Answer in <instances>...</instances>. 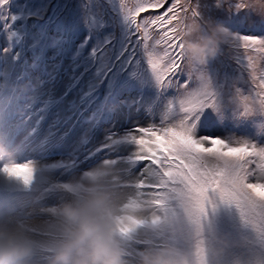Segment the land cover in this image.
I'll return each mask as SVG.
<instances>
[{"label": "rangeland", "instance_id": "rangeland-1", "mask_svg": "<svg viewBox=\"0 0 264 264\" xmlns=\"http://www.w3.org/2000/svg\"><path fill=\"white\" fill-rule=\"evenodd\" d=\"M41 1L0 0V112L4 103L13 104L10 100L21 103L18 105L20 110L17 109L16 104L12 108L8 106L9 111L6 113H11L14 116L10 118L11 114H7V117L0 118V155L7 162L31 163L34 168V177L29 187L35 188L42 196L47 197L46 200L51 205L46 216L49 217L51 209L66 196L65 190L52 187L55 181L61 179L58 173L64 169L69 177L74 179L72 182L63 179L65 185H69L79 179L84 172L106 162L119 176L121 187L131 193L123 186L135 183L136 177L140 175L138 169L141 168V162L134 159L136 153L141 149L134 143L132 137L136 135L139 139L143 136L148 141L150 133L136 131V129L145 128L143 125H139L146 121L142 115L130 118L129 125L136 122V126L134 128L126 126L122 133L121 128L118 132V129L114 127V121H121L116 118L119 115L118 112L110 120L106 117L109 114L102 116L104 120L99 121L96 127L93 123H87L85 120L84 122L75 121L78 114L77 110L75 111L76 105L71 100L78 94V92L74 93L77 82L86 84L89 93L92 92L86 97L90 96L89 98L92 99L94 95L98 94V97L104 98V106L107 111H114L116 97L125 92L124 88L121 92L119 91L118 83L128 87L130 82L127 81L131 78L124 75L121 66L116 64L117 61L109 63L106 60L118 44H109L108 48L111 49L104 51V60L107 63H102L103 54L100 55L99 62L93 59L98 55L97 51L102 49V47H98L97 41L102 44L104 39L111 37L101 39L99 31L92 30L95 22L93 21L94 17L89 13L90 10L87 14L81 12L83 19H79L82 21V23H78L80 26L77 27L79 28L74 27L71 22L68 24L66 22L61 27L64 14L57 11L60 1ZM78 1L87 4L84 2L87 0ZM125 1H127L125 3H129V0ZM183 1L185 0H181V3ZM196 1L209 6L205 11H202L206 21L211 19L215 23L219 22L225 27H230L228 21L232 20L238 24L237 28H232L233 32L260 37L264 35V11L237 8V3H240L241 0ZM35 2L37 3L33 7ZM244 2L247 3L249 0H244ZM251 2L253 3V0ZM261 2L262 0H255L257 4ZM133 3L131 2L130 8L135 5ZM215 4H218L220 8H217ZM126 7L125 13H122L120 9L118 13L114 7L115 10L110 14L115 15L116 11L118 19L125 20L129 10L128 6ZM81 9L83 8L80 6L79 10ZM142 15H147V13ZM91 22L94 23L91 24ZM18 28L26 34L16 33ZM28 32L30 34H27ZM25 35L26 38H24ZM27 35L30 37L29 40H27ZM74 36L76 40L73 39ZM135 38H138L140 43L142 42L141 37ZM151 40L150 38L149 44ZM30 44L34 46L31 47ZM221 46L224 56L220 54L218 55L219 61L217 58L209 61L206 65L207 73H205V75L208 74V92L215 100L214 105L208 108L207 115L209 117L212 115L210 117L212 123L207 126L212 125L210 128H215H205L202 134L224 140L250 142L263 147L264 144L258 142L263 137L261 134H264V110L253 111V107L259 108L260 101L264 98V86H261V81L264 79V51H245L243 48L237 50L235 46L226 43ZM27 53L30 55L28 56ZM238 58L243 61L242 64L237 63ZM256 62L258 67H255ZM156 64L159 68L160 65ZM146 68L147 72L140 73V77L142 76L140 78L141 86L145 91L136 90L133 94L136 99L143 92L148 103L147 106H142L147 110L141 113L149 114L152 118H154V113H157L158 117L165 118L173 116L175 112L179 113L181 101L185 100V96L180 94L183 93V87L179 92H175L170 86L161 85L151 72V66ZM81 73L85 74L81 75ZM195 74L198 75L194 77ZM73 75L77 77L73 82H70ZM80 75L84 79L81 82L78 80ZM199 76L200 73L192 71L191 79H189L191 81L190 88L199 81ZM234 77L237 79L245 77L256 81V84L253 85L254 89L251 92L249 90L250 95H245L248 89L243 88L242 84H233L236 91H243L247 105L252 106L250 117L244 116L245 111L238 108L237 103L231 104L234 101L233 98L230 101L229 115L223 116L224 110L213 114L214 107L222 98L221 88L224 81L232 82L231 79ZM100 80H104L103 85L107 84L112 87L111 90L106 91V94L101 91ZM181 83L183 84V80ZM115 84L117 85L113 87ZM91 85L96 87V91H91ZM200 87L201 84L191 92L199 90ZM255 98L259 102L256 103ZM175 106L179 107L178 110L174 108ZM185 106L188 105L185 104ZM77 107L80 108L81 105L78 104ZM164 112L171 116H164ZM236 112H241V115L237 116ZM243 117L245 118L243 119ZM71 121L75 122L72 123L69 130ZM239 122L242 124L238 126L239 129L221 128L223 125L235 127ZM93 127L94 133L86 136V132L92 131ZM152 127L156 126L151 125ZM113 128L118 133L114 134ZM131 128L133 131H130ZM56 130L63 132L58 135ZM64 131L67 133L65 134ZM107 137H110L107 140L108 143H98L97 138L101 140L107 139ZM122 140L124 141L117 146L118 142ZM20 147L26 149L23 158H18ZM40 153L45 154L46 157L40 158ZM59 154L65 155V157L59 156ZM2 162L0 161V163ZM68 162L74 168L67 171L65 164ZM62 163L64 168L61 166ZM22 187L24 185L20 181L9 178L0 172V193L19 190ZM59 193L62 195L57 196ZM257 195L264 196V191L257 190ZM5 204L8 205L7 200L0 201V209L3 211L8 210ZM212 207H214L213 210ZM171 208L170 206L169 209ZM157 212H162V210H157ZM204 226L209 233H216L225 242L224 264H264V235L260 234L261 226L257 220L254 219L247 225L234 206L214 201L207 207ZM130 245L135 249L141 246V242L132 240ZM40 248L37 247L36 251H39ZM197 251L198 249L192 250L193 257ZM42 261V257L36 256L33 264H40Z\"/></svg>", "mask_w": 264, "mask_h": 264}, {"label": "clouds", "instance_id": "clouds-1", "mask_svg": "<svg viewBox=\"0 0 264 264\" xmlns=\"http://www.w3.org/2000/svg\"><path fill=\"white\" fill-rule=\"evenodd\" d=\"M253 4L264 11V0ZM181 40L188 66L202 65L217 57L228 41V30L219 22L204 30L191 21ZM0 161V168L15 166L27 181L21 182L27 190L10 213H0V264H33L36 256L43 258L40 264H224L225 242L209 233L204 220H198L187 205L158 209L137 203L106 162L69 185L64 180L74 179L65 169L58 173L61 179L52 187L65 190L66 196L46 217L51 208L47 197L29 188L34 177L31 163L27 162L29 171L4 161L2 155ZM65 166L67 171L74 168L69 162ZM132 240L141 246L133 249ZM193 249H198L195 257Z\"/></svg>", "mask_w": 264, "mask_h": 264}, {"label": "snow or ice", "instance_id": "snow-or-ice-1", "mask_svg": "<svg viewBox=\"0 0 264 264\" xmlns=\"http://www.w3.org/2000/svg\"><path fill=\"white\" fill-rule=\"evenodd\" d=\"M185 4L181 0H137L128 13L129 21L144 42L145 53L149 57L156 55L161 62L158 68L151 58L148 61L155 79L161 85L175 86L178 92L183 87L180 94L185 96V100L181 101L175 120L178 123L171 122L159 129H136L139 133H150L155 138L156 149L148 146L143 136L139 139L136 135L132 137L141 149L134 157L141 162L140 175L135 183L123 187L132 193L137 203H150L158 209L187 205L200 221L204 220L208 205L214 201L234 206L247 225L257 220L261 226L260 234L264 235V196L257 195V190L264 191V147L202 134L212 123L206 110L214 105L215 100L208 92L207 63L188 66L182 53L181 32L187 25L186 18L199 23L204 30L215 22L208 19L206 24H202L200 13L191 0H185ZM237 8L259 10L251 0L247 3L241 0ZM144 13L147 15H142ZM235 27H238L236 21L225 27L228 30L226 44L235 46L237 50L264 51V38L233 32ZM150 38L154 44L148 43ZM157 46H162V56L158 54ZM237 63L242 64L243 61L238 58ZM193 70L200 73L201 87L189 92L191 81L188 78ZM261 86H264V79ZM251 109L243 108L244 111ZM258 109L264 110V98ZM19 169L31 171V166L19 163ZM0 172L27 183L23 172L15 166L0 168ZM155 202L160 203L156 205Z\"/></svg>", "mask_w": 264, "mask_h": 264}, {"label": "trees", "instance_id": "trees-1", "mask_svg": "<svg viewBox=\"0 0 264 264\" xmlns=\"http://www.w3.org/2000/svg\"><path fill=\"white\" fill-rule=\"evenodd\" d=\"M41 1V0H39ZM47 1V0H44ZM53 2L54 0H50V2ZM60 4L58 5V9L57 11L63 13V18L61 21V27H63L64 23L67 22V24L69 22H71L73 24L74 27L80 26L78 23H82V21H80L79 19H83V16L81 15V12H87L89 11V13L91 14L92 17H94V22H95V26L92 28V30H97V32L99 33V38L104 39L105 37L110 36L111 38L109 39H104L100 44L97 41L98 47H102L101 50L97 51L98 55L96 57H94L93 59L96 62H99L100 60V55H102L101 58H103L102 63L105 62L107 63L106 60H108L109 63H115L117 61V65L121 66L122 70L124 71V75L128 76L131 78V80H128L127 82H130L129 86H125V85H120L118 83V89H120L119 91L121 92V90L124 88V95L123 97H119V99L115 100V104H114V111L113 115L109 114V116H106L107 118H109V120L112 117L116 116V113L118 112L119 115L116 117L118 120L121 119V121H114V127L118 129L121 128V133L122 131L125 129V127L127 126H131V127H135L136 126V122H133V125H129V122H131L130 118L132 117H139V115H142V118L145 119V123H142L139 125H143L145 128H151V125L156 126L157 129H159L160 126L165 125V124H169L171 122L173 123H178L177 121H175L178 117V112H175L173 116H171V114L164 112L163 115L164 116H171V117H158L157 113L153 114V117H150L149 114H142L141 112H145L147 109L145 107L142 106H147L148 103L146 102V99L143 95V92L136 98L133 96L134 92L136 90H143L145 91V89L141 86V82H140V78H142V76L140 77V73H142L143 71L147 72V66L150 67V64L148 63L149 59L151 58L152 61L155 63H158L160 65V60L157 59L156 55H152L151 57H149L148 53H145V45L144 42L140 43L138 41V38L136 39L135 37H140L136 30L134 29L132 23L129 21L128 17L125 20L122 19H118V15L117 12L115 11V15L110 14L111 11H114L115 8L117 9L118 13H119V9L121 10L122 13H125L126 11V6H128L129 10L126 13L128 15V13L130 12V10H132L133 8H130L132 5L131 2H134L133 4H136L137 0H129V3H125L127 1H123V0H90V1H84L87 2V4H82L83 2H80L78 0H59ZM43 2V1H41ZM37 2L34 3L33 7L36 5ZM183 4L185 3V1L182 2ZM191 3L193 5L194 8H196V10L200 13V22L202 24H206L207 21L205 18H203L202 15V11H205V9L209 8L208 5L204 4H200L198 1L196 0H191ZM214 5V4H213ZM216 5V4H215ZM80 6L83 8L81 10ZM217 8L219 7L218 4L216 5ZM115 7V8H114ZM185 7H187V4H185ZM212 7V6H211ZM202 8V10H201ZM124 10V11H123ZM190 13H189V17H190ZM202 15V16H201ZM89 17V15H87ZM205 22H204V20ZM89 21V19H86ZM232 21V20H231ZM231 21L229 20L228 23H230L229 25H231ZM94 22H91L94 23ZM189 22H191V19L186 18V23L188 24ZM76 24V25H75ZM126 24V25H125ZM181 27H183V25H181ZM79 28V27H77ZM237 28V27H235ZM61 30V28H60ZM18 34L22 35V34H26L21 32V30L18 28L17 32ZM32 33V32H31ZM38 35H40V33L36 32ZM27 34H30V32H28ZM86 37V35H85ZM26 38V35L25 37ZM159 37L157 36L156 39H158ZM30 37L27 35V40H29ZM74 40H76L75 36L73 37ZM155 41L151 40L150 44H154ZM117 45L118 46L114 49V51L110 54V56L104 60V56L105 53L104 51H108L111 48H108L110 45ZM96 45V44H95ZM31 47H33V44H30ZM222 47V46H221ZM157 50H158V54L160 56L163 55V51H162V46H157ZM226 51V50H225ZM231 51V50H230ZM233 53V51H231ZM50 55V54H49ZM223 55V54H222ZM224 56V55H223ZM219 59V56L217 55L216 57ZM87 72V71H86ZM85 73H81V75H84ZM78 79L80 82L83 81L84 79L81 77ZM195 74L193 75L194 77H196ZM137 76V78H135ZM192 76V77H193ZM76 75H73V79L70 82H73L74 79L76 78ZM106 79V78H105ZM188 79H191V77H189ZM194 79V78H193ZM192 79V80H193ZM104 80H100V88L101 91H103L104 94H106L108 90H111L112 87L111 85H103ZM220 84V81H218ZM126 84V83H125ZM199 81L196 84L192 85V88H190V91H192V89L197 88L199 86ZM117 84L113 85L116 86ZM181 85H183L181 83ZM131 86V87H130ZM175 92H177V89L175 88V86H170ZM131 88H135L134 90ZM80 89V90H79ZM182 89V87L180 88V90ZM74 93L78 92L77 96L74 97L73 103H75L76 105V109L77 110V114L78 117H76V120H80L82 122L87 121V123H93L94 127L97 126V123L99 121L104 120L102 116H105L104 114L107 112L105 103H104V98L100 96L98 97L97 95H94V97L92 99H90L89 97H86V95L88 94H92V92L89 93V89L87 87L86 84H81L79 82L76 83L75 87H74ZM133 90V91H131ZM85 91V92H84ZM91 91H96V87L94 85H91ZM72 93V94H74ZM71 94V95H72ZM66 99V98H65ZM70 100V99H69ZM102 101V104L100 105ZM134 101V103H132ZM138 103H140V105H138ZM79 104V106L81 105L80 108L77 107V105ZM56 105H59L58 103H56ZM61 106V105H60ZM142 107V108H138V107ZM176 110H178L179 107H174ZM180 109V108H179ZM206 112H208V109L206 110ZM208 114V113H207ZM209 117V116H208ZM211 117V116H210ZM209 117V118H210ZM115 118V119H116ZM113 119V120H115ZM244 119V118H243ZM242 120V119H240ZM74 121V122H75ZM105 122V121H104ZM86 123V122H85ZM242 125L241 122L238 123L237 126H228V125H223V127H228L232 129H239L238 126ZM171 126V125H168ZM212 126V125H210ZM210 126H206V129H213L210 128ZM94 127L92 131H88L86 132V136L87 135H92L94 133ZM115 128H113V132H116ZM133 128H131L130 131H133ZM86 129L84 128V131ZM120 133V134H121ZM199 133V131H198ZM249 134V132H248ZM263 137L260 139V141L258 143L261 142V144H264V134ZM110 139V137H107V139H101L98 140V143L101 142H107V140ZM151 139V142H149ZM150 139L148 140V146L152 147L153 149H156V145L155 143H153V140L155 138L150 136ZM124 140L118 142L117 146L123 142ZM105 143V144H106ZM261 146V145H260ZM264 147V146H263ZM133 155V154H132ZM178 162V161H177ZM214 207H212L213 210Z\"/></svg>", "mask_w": 264, "mask_h": 264}, {"label": "bare ground", "instance_id": "bare-ground-1", "mask_svg": "<svg viewBox=\"0 0 264 264\" xmlns=\"http://www.w3.org/2000/svg\"><path fill=\"white\" fill-rule=\"evenodd\" d=\"M262 38H264V35L262 36ZM27 55L29 56L30 53H27ZM255 67H258V63L257 62L255 63ZM239 80H240V83H239ZM231 81L232 82L224 81V85L221 88L222 98H221L220 102H218L216 104V107H214L213 114L216 113V112L219 113V110H224V112H222L223 116L224 115H229L230 114L229 111L231 109V104H236V103L238 104L237 105L238 108H242L243 109V108L247 107V108L251 109L252 106H248L247 103L245 102V99L243 97V91L239 90L240 93L237 94L236 93L237 91L234 88V85H235V83L236 84H242L243 88L248 89V92L245 95H250L251 90L254 89L253 85L256 84V81L249 80V79H247L245 77H240L239 79H237V77H234V79H231ZM257 86H256V88H257ZM249 90H250V92H249ZM123 95L124 94H120L119 96L116 97V99L118 100L119 97L120 96L123 97ZM232 98L234 99V101H232L231 104H230V101H231ZM255 100H256V103L259 102V100L257 98H255ZM258 110H259L258 107H253V111H258ZM251 111L252 110H249L248 113H246V111H245L244 116L245 117H250L249 113H251ZM107 114L113 115V112L112 111H107L104 115H107ZM236 115L237 116L241 115V112H236ZM211 117H212V115H211ZM245 117H243V118H245ZM25 132H27V130H25Z\"/></svg>", "mask_w": 264, "mask_h": 264}]
</instances>
